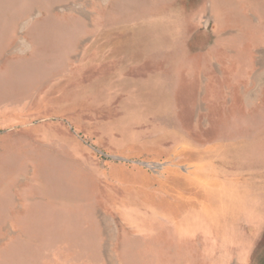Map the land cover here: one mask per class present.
I'll return each mask as SVG.
<instances>
[{
    "label": "rangeland",
    "instance_id": "374dc122",
    "mask_svg": "<svg viewBox=\"0 0 264 264\" xmlns=\"http://www.w3.org/2000/svg\"><path fill=\"white\" fill-rule=\"evenodd\" d=\"M151 1L0 0V264H264V0Z\"/></svg>",
    "mask_w": 264,
    "mask_h": 264
},
{
    "label": "bare ground",
    "instance_id": "6f19581e",
    "mask_svg": "<svg viewBox=\"0 0 264 264\" xmlns=\"http://www.w3.org/2000/svg\"><path fill=\"white\" fill-rule=\"evenodd\" d=\"M150 1H151V0H150ZM124 3H126V2H124ZM151 3H152V1H151ZM154 5H155V4H154ZM150 7H151V4H150ZM162 51H163V50H162ZM194 170H195V169H194ZM198 170L202 171V169H198ZM205 182H206V181H205ZM193 183H194V181H193ZM193 183H192V185H193ZM198 183H199V182H198V180H197V183H195V184L198 185ZM203 183H204V182H203ZM200 189H201V187H200ZM215 190H216V189H215ZM215 190H214V191H215ZM214 191H213V193H215ZM216 192H217V190H216ZM209 193H210V200H212V198L215 197L213 200L216 201L215 199L218 198L219 193L217 194L218 196H216V195L213 194V197H212V195H211V192H208V194H209ZM192 196H193V195H192ZM204 196H205V195H204ZM208 196H209V195H208ZM203 198H204V197H203ZM203 200H204V199H203ZM214 201H213V202H214ZM214 204H216V203H214ZM211 205H212V204H211ZM211 205H208V204L206 205V204H204V208L202 207L203 210L205 211L204 213H205L207 216H208V214H210V212H211L210 210H212V209L209 208V206H211ZM205 206H206V207H205ZM212 207H213V206H212ZM207 209H208V210H207Z\"/></svg>",
    "mask_w": 264,
    "mask_h": 264
}]
</instances>
